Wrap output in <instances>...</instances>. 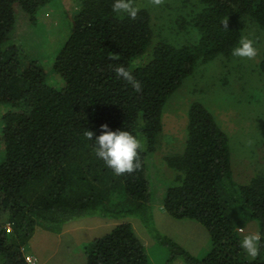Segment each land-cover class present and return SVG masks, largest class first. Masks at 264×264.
Returning a JSON list of instances; mask_svg holds the SVG:
<instances>
[{"label": "trees", "instance_id": "16d2710c", "mask_svg": "<svg viewBox=\"0 0 264 264\" xmlns=\"http://www.w3.org/2000/svg\"><path fill=\"white\" fill-rule=\"evenodd\" d=\"M51 1L0 0V103L12 108L0 123V220L7 216L3 223L14 227L8 233L0 224V264H30L23 246L40 220L63 223L87 214L109 215L113 191L139 206L148 226L147 159L163 131L168 100L200 64L232 53L245 20L252 19L264 33V0H198L200 10L192 19L198 41L179 46L160 42L144 63L153 40L149 10L138 8L133 20L113 13L114 0H81L72 33L53 65L63 80L59 87L48 82L44 66L12 36L18 14L28 16L27 33H33L35 14ZM120 66L132 71L140 91L117 76ZM260 69L264 73V50ZM103 124L141 140L140 167L132 173L116 175L97 158L86 132L99 135ZM186 130L183 151L167 157L174 176L163 208L173 218L206 227L212 249L199 260L171 238L159 233L154 238L170 247L168 261L264 264V239L259 257L250 262L237 230L239 221L251 219L264 233V171L247 184L234 182L229 136L203 103L191 104ZM124 199L119 201L123 209ZM84 252L85 264H150L130 222L96 237Z\"/></svg>", "mask_w": 264, "mask_h": 264}, {"label": "rangeland", "instance_id": "374dc122", "mask_svg": "<svg viewBox=\"0 0 264 264\" xmlns=\"http://www.w3.org/2000/svg\"><path fill=\"white\" fill-rule=\"evenodd\" d=\"M132 2L137 8L148 9L152 18L153 40L141 62L152 58V49L160 42L179 46L198 41V32L192 22L200 10L198 0H161L158 5L153 0ZM80 5L81 0H52L35 14L37 22L33 33H27L31 27L28 16L18 14L17 27L12 35L19 40L26 55L44 66L49 75L48 82L59 87L63 80H59L53 65L72 33L73 16ZM253 22L252 19L244 21L242 38L253 41L255 57L220 55L202 63L168 100L163 114V131L156 150L147 159L151 198L149 214L144 211V216L152 217L148 226L137 211L139 206L113 191L108 205L109 215L87 214L63 223L40 220L33 240L31 237L23 246L26 257H32L29 252L33 253L34 264H85L84 246L122 222L133 225L145 245L150 264H187L181 257L168 261L170 247L156 240L154 233L171 238L199 260L208 255L212 249L208 229L196 220L173 218L163 208L167 186L174 176L167 157L183 151L188 110L193 102H200L210 109L229 136L234 182L247 184L264 171V73L260 69L264 33ZM10 109V105L0 103V123L2 115ZM1 150L0 145V153ZM120 199H124L125 209L120 205ZM6 218L3 217L0 224L8 233H13V225L3 223ZM237 225L241 239L259 231L256 220L243 219Z\"/></svg>", "mask_w": 264, "mask_h": 264}, {"label": "clouds", "instance_id": "9594fccd", "mask_svg": "<svg viewBox=\"0 0 264 264\" xmlns=\"http://www.w3.org/2000/svg\"><path fill=\"white\" fill-rule=\"evenodd\" d=\"M153 2L158 5L161 0H153ZM112 11L115 14H126L135 20L139 9L134 6L132 0H114ZM231 54L235 57L252 59L256 56L253 41L241 38L239 46L235 47ZM116 74L119 78L130 83L136 91H140L142 86L134 78L132 71L120 66L116 69ZM86 136L87 139L94 141L97 158L103 160L105 165L111 168L116 175L132 173L140 167L139 152L143 146L137 136L126 130L113 131L107 124L101 125L99 135L94 136L92 131H87ZM262 239H264V233L257 231L245 235L240 242V247L250 262L259 257Z\"/></svg>", "mask_w": 264, "mask_h": 264}, {"label": "built area", "instance_id": "2783aa9c", "mask_svg": "<svg viewBox=\"0 0 264 264\" xmlns=\"http://www.w3.org/2000/svg\"><path fill=\"white\" fill-rule=\"evenodd\" d=\"M27 262H29L30 264H34L35 261H33V258L31 256H27L26 257Z\"/></svg>", "mask_w": 264, "mask_h": 264}, {"label": "crops", "instance_id": "0c3cea01", "mask_svg": "<svg viewBox=\"0 0 264 264\" xmlns=\"http://www.w3.org/2000/svg\"><path fill=\"white\" fill-rule=\"evenodd\" d=\"M165 212H166V211H165ZM166 214H167V213H166ZM34 235H35V233H34ZM34 235L32 236L31 241L33 240ZM31 241H30V242H31ZM29 254L32 255L33 258H35L33 253L29 252Z\"/></svg>", "mask_w": 264, "mask_h": 264}]
</instances>
